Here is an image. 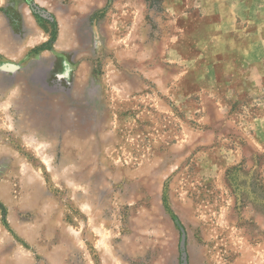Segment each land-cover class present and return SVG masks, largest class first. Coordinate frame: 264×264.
I'll return each mask as SVG.
<instances>
[{"label": "rangeland", "instance_id": "374dc122", "mask_svg": "<svg viewBox=\"0 0 264 264\" xmlns=\"http://www.w3.org/2000/svg\"><path fill=\"white\" fill-rule=\"evenodd\" d=\"M224 1L0 0V264H264V0Z\"/></svg>", "mask_w": 264, "mask_h": 264}, {"label": "crops", "instance_id": "0c3cea01", "mask_svg": "<svg viewBox=\"0 0 264 264\" xmlns=\"http://www.w3.org/2000/svg\"><path fill=\"white\" fill-rule=\"evenodd\" d=\"M224 1V0H223ZM234 1H237L238 3L239 2H243V3H245L246 4V6H248V5H250V4H248V3H250V1L251 0H225L224 2H226L227 4L225 5L224 4V6H225V9H228V11L227 12H225L224 13V15L221 17V20H220V22H219V25L220 26H225V24H226V22H227V20H229L230 18H231V14H230V11L229 10H231V7H232V3H229V2H234ZM213 10H215V9H213ZM215 12V11H214ZM241 15V16H240ZM244 15V13H241V14H239V15H237V16H234V19L236 20H242V16ZM246 15V14H245ZM224 32H226L225 30H224Z\"/></svg>", "mask_w": 264, "mask_h": 264}]
</instances>
